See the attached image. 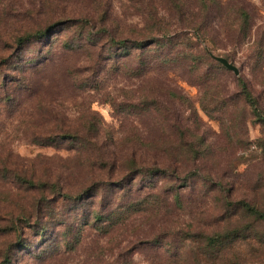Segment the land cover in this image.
<instances>
[{
	"label": "trees",
	"instance_id": "1",
	"mask_svg": "<svg viewBox=\"0 0 264 264\" xmlns=\"http://www.w3.org/2000/svg\"><path fill=\"white\" fill-rule=\"evenodd\" d=\"M96 1L92 13L83 15L80 12L76 14L81 15L78 17L72 16L67 8H61L56 18L19 35L18 45L28 50L35 42L47 39L55 29L69 31L74 28L72 41L66 42L70 47L75 40L103 43L110 51L118 47L123 51L121 53H129L133 47L139 56H126L121 61L116 58V69L123 66L131 77L148 82L151 90L127 107L158 117L157 129L165 134L179 132L180 135L142 141L147 147L164 151L157 155H166L163 158L156 155L149 162L134 155L111 161L103 154H87L92 149L101 150L97 140L99 126L95 122L86 124V133L59 127L48 135L38 136L36 141L42 145L54 141L55 137L67 141L72 148L78 149L85 162L91 164L92 170L102 165V169L108 168L111 172L108 171V177L99 173L93 176L99 179H92L88 186L73 189L50 177L36 180L16 173L23 189L32 193V200L18 215L12 214L0 221V237L3 238L0 264H22V258L27 256L34 262L52 257L61 238L67 249L75 250L82 243L86 230H97L105 235L142 216L156 218L153 231L147 240L122 248L115 264H135V253L143 250L147 256L145 264H264V230L258 227V222L264 221V170L254 179V190H260V199L234 198L233 182L216 181L211 172L204 173L198 164L203 157L200 153L206 158L214 154L210 151L211 145L203 135L191 132V127L183 124L182 119L170 117L169 107L167 113L164 111L158 91L166 90V94L170 93L181 102H187L188 97L176 89L170 90L172 85L163 80L159 86L153 81L158 79L155 74L159 76L171 71L198 86L201 108L211 118L218 115L223 123L221 129L228 136L231 134L232 103L248 105L255 121L264 127V110L249 81L235 74L239 89L236 97L225 91L226 76L231 70L204 44L211 42L217 49L243 48L245 55L254 60L255 67L261 68L264 63V22L257 25L254 15L261 8L246 0H128L139 7L137 10L144 23L127 30L132 36H126V30L121 31L110 12L109 2ZM163 3L167 6L165 10L160 7ZM262 3L264 6V0ZM96 29L99 34L94 32ZM58 37L51 38L50 43ZM149 53L151 55L143 56ZM36 61L17 56L15 63L12 61L9 66L24 75L30 65L39 67ZM189 108L193 109V104ZM188 134L192 139H188ZM172 144L182 153H190L187 160L193 169L182 172L180 157L167 156ZM201 146L205 150H198ZM142 194L148 195L135 202L136 196ZM204 199L210 201L209 206L201 209ZM186 214L189 217L182 223L181 218ZM22 220L30 228L34 222L36 237L44 239L41 246L24 240L26 230L20 224ZM110 260L107 264H112Z\"/></svg>",
	"mask_w": 264,
	"mask_h": 264
},
{
	"label": "rangeland",
	"instance_id": "2",
	"mask_svg": "<svg viewBox=\"0 0 264 264\" xmlns=\"http://www.w3.org/2000/svg\"><path fill=\"white\" fill-rule=\"evenodd\" d=\"M95 1L0 0V221L12 214L18 215L22 208L31 203L32 193L23 189L16 173L36 180L50 177L73 189L88 186L92 179H99L93 177L99 173L108 177V171L111 172L108 168L102 169V165L92 170L91 164L85 162L78 149L72 148L67 141H60L58 137L46 145L36 141L38 136L48 135L52 129L61 127L86 133V124L95 122L99 126L97 140L100 141L101 150L92 149L87 154H103L111 161L132 155L146 162L157 156L166 157L156 154L164 151L147 147L142 141L180 135L179 132L165 134L157 129L158 117L127 107L138 102L139 98L151 90L148 82L143 83L141 79L131 77L123 66L116 69V58L121 61L126 56H139L133 47L129 53H121L123 51L118 47L110 51V47L103 43L89 44L84 40H75L70 47L66 42L72 41L74 28L69 31L55 29L47 39L35 42L28 50L18 45L19 35L56 18L61 8H67L72 16L80 12L86 15L92 13ZM104 1L109 2L110 12L117 19L121 31L126 30V36H132L127 30L143 26L138 6L128 0ZM246 2L261 8L254 14L256 24L261 25L264 22L262 0ZM160 7L163 10L167 8L164 3ZM55 32L60 33V37ZM94 32L99 34L98 29ZM56 37L55 42L50 43V39ZM204 44L213 54L229 57V61L240 69V75L249 81L264 110V63L261 68H256L254 60L245 55L243 48L217 49L211 42L206 41ZM149 55L151 53L143 56ZM17 56L34 58L39 67L33 68L30 65L24 75L19 70L10 69L9 65L12 61L15 63ZM7 76L11 77L5 78ZM155 77L158 79L153 81L158 86L163 80L172 85L170 90L176 89L188 97L187 102H181L170 93L166 94V90L158 91L159 99L165 106L164 111L167 113L169 107L170 117L182 119L183 124L191 127V132L203 135L211 145L210 151L214 154L207 158L203 153L199 154L203 156L198 163L203 172H211L216 181L224 179L229 184L233 182L234 198L247 196L260 199V190H254V179L264 170V127L255 121L251 108L241 102L231 104L233 114L229 123L231 134L228 136L221 129L223 123L218 115L211 118L201 108V91L198 86L189 84L171 71L159 76L155 74ZM226 77L228 85L225 84V91L236 97L239 91L237 76L231 71ZM190 104H193V109L189 108ZM188 139H192L190 134ZM169 148L167 156L180 157L182 172L192 168V163L187 160L190 153H182L173 144ZM197 148L205 150L204 146ZM147 193L150 194L149 191ZM148 194L136 196L135 202ZM209 202L204 199L200 208L206 209ZM188 217L189 214H186L181 218L182 223ZM151 218L139 217L126 225L117 226L105 235L97 230H86L82 243L75 250L67 249L61 236L62 240L55 246L56 252L52 257L34 262L27 256L24 260L22 258V264H107L109 259V263L115 264L122 248L132 244L136 246L137 242L147 240L157 221ZM20 224L26 230L24 240L35 242V246L44 243V239L36 237L34 222L31 228L26 227L23 220ZM258 227L264 230V221H259ZM2 242L3 238L0 237V247ZM133 261L135 264L147 263L145 250L135 253Z\"/></svg>",
	"mask_w": 264,
	"mask_h": 264
},
{
	"label": "water",
	"instance_id": "3",
	"mask_svg": "<svg viewBox=\"0 0 264 264\" xmlns=\"http://www.w3.org/2000/svg\"><path fill=\"white\" fill-rule=\"evenodd\" d=\"M215 58L221 62L225 67H227L229 70L233 71L236 75L240 74V69L231 61H229L227 58L223 56H215Z\"/></svg>",
	"mask_w": 264,
	"mask_h": 264
}]
</instances>
